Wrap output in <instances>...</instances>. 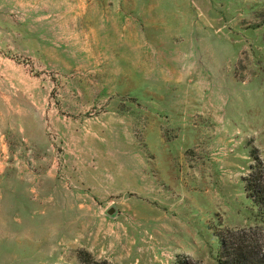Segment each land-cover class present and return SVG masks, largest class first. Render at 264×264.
I'll return each instance as SVG.
<instances>
[{"label":"rangeland","instance_id":"obj_1","mask_svg":"<svg viewBox=\"0 0 264 264\" xmlns=\"http://www.w3.org/2000/svg\"><path fill=\"white\" fill-rule=\"evenodd\" d=\"M253 156L264 0H0V264L264 247Z\"/></svg>","mask_w":264,"mask_h":264},{"label":"trees","instance_id":"obj_2","mask_svg":"<svg viewBox=\"0 0 264 264\" xmlns=\"http://www.w3.org/2000/svg\"><path fill=\"white\" fill-rule=\"evenodd\" d=\"M255 153L253 151V155ZM253 157L256 164L244 178L245 191L264 218V164L258 156ZM217 236L220 250L216 264H264V247L259 239L250 237L247 232L234 231H224ZM79 259L83 264H111L106 260L97 261L87 252H80ZM179 261V264H198L189 259Z\"/></svg>","mask_w":264,"mask_h":264},{"label":"water","instance_id":"obj_3","mask_svg":"<svg viewBox=\"0 0 264 264\" xmlns=\"http://www.w3.org/2000/svg\"><path fill=\"white\" fill-rule=\"evenodd\" d=\"M114 211H115L114 209H110L108 213L112 215Z\"/></svg>","mask_w":264,"mask_h":264}]
</instances>
